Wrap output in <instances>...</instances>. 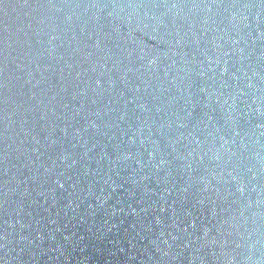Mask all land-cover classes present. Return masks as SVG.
I'll return each instance as SVG.
<instances>
[{
    "label": "water",
    "instance_id": "95a60500",
    "mask_svg": "<svg viewBox=\"0 0 264 264\" xmlns=\"http://www.w3.org/2000/svg\"><path fill=\"white\" fill-rule=\"evenodd\" d=\"M0 264H264V0H0Z\"/></svg>",
    "mask_w": 264,
    "mask_h": 264
}]
</instances>
